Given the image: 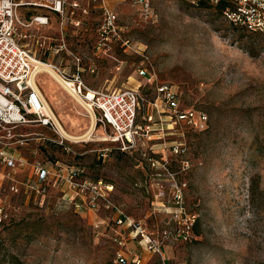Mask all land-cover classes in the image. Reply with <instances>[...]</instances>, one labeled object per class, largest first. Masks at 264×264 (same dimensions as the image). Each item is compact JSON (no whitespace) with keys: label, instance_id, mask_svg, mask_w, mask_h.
Returning a JSON list of instances; mask_svg holds the SVG:
<instances>
[{"label":"rangeland","instance_id":"374dc122","mask_svg":"<svg viewBox=\"0 0 264 264\" xmlns=\"http://www.w3.org/2000/svg\"><path fill=\"white\" fill-rule=\"evenodd\" d=\"M110 1L128 43L113 41L109 50L99 51L102 13L93 8L79 33L68 37L86 65L83 80L97 89L140 85L152 99L153 89L139 74L146 67L181 94L184 106L206 111L209 126L172 127L167 116L154 112L153 121L167 127L165 141L155 142L187 146L183 154L166 149L167 169L148 166L143 137L137 147L122 151L102 139L100 125L91 140L64 138L61 147L35 139L22 150L36 148L43 159L83 165L89 177L111 182L113 202L159 242L161 252L148 249L126 224L96 225L110 211L77 209L66 191L52 190L45 206L22 203L16 222L0 228V264H114L116 237H123L127 258L138 255L140 264H264V34L234 27L186 0H151L153 15L147 17L128 0ZM62 59L65 64L72 57L62 53L52 61ZM49 70L57 80L39 74L42 91L66 130L83 133L91 123L86 108ZM148 111L142 105L139 122Z\"/></svg>","mask_w":264,"mask_h":264},{"label":"built area","instance_id":"2783aa9c","mask_svg":"<svg viewBox=\"0 0 264 264\" xmlns=\"http://www.w3.org/2000/svg\"><path fill=\"white\" fill-rule=\"evenodd\" d=\"M128 1L138 6L142 16L153 15L151 0ZM210 1L218 3L220 0ZM225 1L223 20L234 27L264 34V0ZM186 2L196 5L199 0ZM111 3L110 0H0V223L11 219L22 203L45 206L52 190L66 191L65 196L77 209L97 213L110 211V215L100 216L96 225L110 221L117 226L126 224L130 234L139 237L148 249L161 252L159 242L113 202L112 183L89 177L81 165L63 164L48 157L43 159L36 148L28 154L22 150L35 139L50 140L62 147L66 138L61 133L60 118L49 107L38 83L40 70L37 67L44 62L58 72L62 78L60 84L86 108L87 114L89 109L93 110L96 125L102 126L106 134L103 140L115 143L122 150H132L143 137L146 140L143 156L151 168L167 169V150L172 155L187 151L183 141H173L168 148L165 142H155L157 138L165 141L167 127L153 121L154 112L167 116L172 127L176 124L202 131L209 126L210 117L206 111L190 104L184 106L181 94L170 83L159 82L146 67H140L139 74L153 89L152 99L145 96L140 85L97 89L83 80L82 71L86 65L70 47L68 37L90 18L93 8H99L102 13L98 50L106 52L113 41H121L122 46L128 43L123 36L126 26L118 23V13ZM62 53L70 55L73 64L63 66L48 59L50 55ZM67 67L72 68V72L67 71ZM93 67V63L87 64L89 70L94 71ZM142 105H147L152 112L148 111L139 122ZM26 127H41V130H22ZM45 131L58 137L49 136ZM158 144L163 145L160 152ZM108 149L104 147L101 155L106 156ZM115 240L120 246L114 257L115 263H141L138 255L131 260L127 258L123 237Z\"/></svg>","mask_w":264,"mask_h":264},{"label":"bare ground","instance_id":"6f19581e","mask_svg":"<svg viewBox=\"0 0 264 264\" xmlns=\"http://www.w3.org/2000/svg\"><path fill=\"white\" fill-rule=\"evenodd\" d=\"M38 69L37 70H49V69H52L57 75L58 77L60 78V75L58 74V72L52 68L50 65H47L45 62L44 63H40L37 67ZM41 73V72H40ZM44 73V72H43ZM42 74V73H41ZM62 79V78H61ZM60 79V80H61ZM49 103V107H51V103ZM52 108V107H51ZM53 109V108H52ZM90 111V114H91V123L88 127V129H86L83 133H79V134H71L70 132H68L67 130H64L63 127H61V133L64 137L68 138V139H71L73 141H76V142H80V141H87V140H91L94 138V136L96 135L95 134V125H96V118L94 113H93V110L89 109ZM63 126V125H62ZM103 139V138H102Z\"/></svg>","mask_w":264,"mask_h":264},{"label":"trees","instance_id":"16d2710c","mask_svg":"<svg viewBox=\"0 0 264 264\" xmlns=\"http://www.w3.org/2000/svg\"><path fill=\"white\" fill-rule=\"evenodd\" d=\"M225 4H226V1L225 0H220L218 3H214V2H212V1H210V0H199V2L196 4V5H191L190 4V6H193L194 8H196V9H200V10H202V11H206V10H210V9H212L215 13H218L219 15H220V17L221 18H223L222 17V11H223V7L225 6ZM97 125H99V124H97ZM113 143V142H112ZM115 146H116V144L115 143H113ZM107 147H109V146H107ZM117 147V146H116ZM118 148V147H117ZM160 148V150H159V152L162 150V148L163 147H159ZM118 149H120V148H118ZM121 150V149H120ZM123 151V150H122ZM79 165V164H78ZM83 168H84V166L83 165H81ZM85 169V168H84ZM85 171H86V169H85ZM97 179H99V178H97ZM103 179V178H102ZM105 180V179H104ZM105 181H107V180H105ZM107 182H109V181H107ZM111 183V182H110ZM30 205V204H29ZM16 217H12L11 219H9L8 221H6V222H4V223H0V228H5V227H7V226H9L10 224H13L14 223V221L16 222ZM116 252H117V249L115 250V252H114V257H115V254H116ZM114 264H123V263H114ZM126 264H137V263H133V262H129V263H126Z\"/></svg>","mask_w":264,"mask_h":264},{"label":"crops","instance_id":"0c3cea01","mask_svg":"<svg viewBox=\"0 0 264 264\" xmlns=\"http://www.w3.org/2000/svg\"><path fill=\"white\" fill-rule=\"evenodd\" d=\"M82 1H84V2H87L88 0H82ZM91 17V16H90ZM43 29V28H42ZM46 31H53V29H45ZM73 32H75V34H77V33H79L78 32V28H75L74 30H73ZM73 34V33H72ZM58 55H50L49 57H48V59L49 60H54L56 57H57ZM60 63L63 65V66H70V64H73L72 63V60H71V62H68V63H65L64 64V60L62 59V60H60ZM40 72L41 73H49L50 74V76L52 75L51 74V72H50V70H47V71H45V70H40ZM40 73V74H41ZM53 76V75H52ZM54 77V76H53ZM56 80H57V78L56 77H54ZM51 90H52V88H51ZM44 93V92H43ZM46 94V93H45ZM44 94V96H45V99L47 100V97H46V95ZM48 101V100H47ZM49 102V101H48ZM51 107H52V105H51ZM88 115V117H90V119H91V114L89 113V114H87ZM95 118V117H94ZM91 121V120H90ZM96 121V120H95ZM63 124L61 123V127H63V129L64 130H66V128H65V126L63 125ZM95 127H96V125H95ZM68 192H70V191H68ZM95 213V212H94ZM96 214V213H95Z\"/></svg>","mask_w":264,"mask_h":264}]
</instances>
